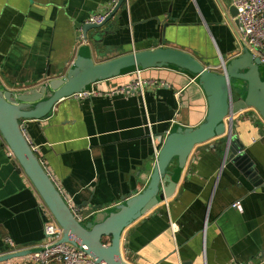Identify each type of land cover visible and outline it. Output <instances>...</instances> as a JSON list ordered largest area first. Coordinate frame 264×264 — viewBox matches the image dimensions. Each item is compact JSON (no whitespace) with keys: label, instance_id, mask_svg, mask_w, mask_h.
<instances>
[{"label":"crops","instance_id":"0c3cea01","mask_svg":"<svg viewBox=\"0 0 264 264\" xmlns=\"http://www.w3.org/2000/svg\"><path fill=\"white\" fill-rule=\"evenodd\" d=\"M112 0H0V80L22 90L66 73L84 43L83 25ZM232 0H126L112 17L96 61L169 45L219 70L241 52ZM228 59V58H227ZM143 88L129 89L138 79ZM206 95L190 75L157 67L94 84L56 103L25 133L83 222L141 191L174 123L197 126ZM232 133L248 159L226 154V137L197 145L176 190L122 237L133 264H264V120L254 108L234 114ZM231 125V124H230ZM253 166V167H252ZM74 201V202H73ZM241 201L239 207H234ZM47 207L0 137V253L44 246ZM0 264H32L29 256ZM50 264H61L52 261Z\"/></svg>","mask_w":264,"mask_h":264},{"label":"water","instance_id":"95a60500","mask_svg":"<svg viewBox=\"0 0 264 264\" xmlns=\"http://www.w3.org/2000/svg\"><path fill=\"white\" fill-rule=\"evenodd\" d=\"M125 1L119 0L104 22L88 21L83 25L84 43L79 46L64 75L22 90L8 89L0 80L2 143L12 152L17 165L61 227L59 242L70 243L86 252L92 257V264H133L123 254L124 230L174 194L194 148L225 136V152L231 151L234 162L238 164V161L249 157L238 135L232 133V116L252 107L264 120V64L244 42H241L239 54L222 59L221 70L211 69L193 53L169 45L96 61L94 52L106 55L102 43L105 36L112 33L110 27L114 24L110 21ZM230 13L242 33L244 28L235 5ZM157 67L182 71L195 79L206 95L207 113L197 126L180 123L171 126L159 147L149 182L141 191L123 197L115 205L99 209L91 220L83 222L43 164L22 124L24 120L47 117L56 103L64 98L92 93L97 82ZM45 248L38 246L5 251L0 253V263L41 252Z\"/></svg>","mask_w":264,"mask_h":264},{"label":"built area","instance_id":"2783aa9c","mask_svg":"<svg viewBox=\"0 0 264 264\" xmlns=\"http://www.w3.org/2000/svg\"><path fill=\"white\" fill-rule=\"evenodd\" d=\"M119 0H112L104 12L94 14L90 17V22L102 23L108 14L115 8ZM233 5L238 9L244 31L242 32V42H244L261 59L264 64V0H232ZM140 73V71H137ZM143 88V80L138 79L129 86V89L138 90ZM87 93L77 94L79 96ZM26 121V120H24ZM23 125V124H22ZM8 154L13 157L12 152L7 149ZM241 201H236L233 206L239 207ZM44 231L46 237V247L44 251L35 252L29 255L32 264H50L58 261L61 264H92V257L81 249L67 242H59L62 238V229L52 216L50 211L44 214ZM11 250H16L14 241L7 239ZM247 264H255L248 262Z\"/></svg>","mask_w":264,"mask_h":264},{"label":"rangeland","instance_id":"374dc122","mask_svg":"<svg viewBox=\"0 0 264 264\" xmlns=\"http://www.w3.org/2000/svg\"><path fill=\"white\" fill-rule=\"evenodd\" d=\"M227 58H230V56H227L226 60H227ZM218 68H219V70H221L222 69L221 65Z\"/></svg>","mask_w":264,"mask_h":264}]
</instances>
